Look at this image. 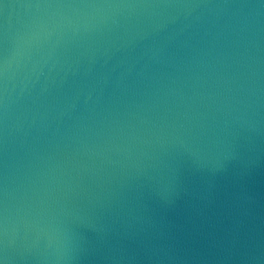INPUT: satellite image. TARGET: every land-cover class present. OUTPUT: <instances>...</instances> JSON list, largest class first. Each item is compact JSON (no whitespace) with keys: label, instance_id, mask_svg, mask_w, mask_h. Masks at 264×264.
I'll return each mask as SVG.
<instances>
[{"label":"water","instance_id":"obj_1","mask_svg":"<svg viewBox=\"0 0 264 264\" xmlns=\"http://www.w3.org/2000/svg\"><path fill=\"white\" fill-rule=\"evenodd\" d=\"M0 264H264V0H0Z\"/></svg>","mask_w":264,"mask_h":264}]
</instances>
